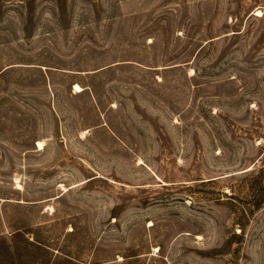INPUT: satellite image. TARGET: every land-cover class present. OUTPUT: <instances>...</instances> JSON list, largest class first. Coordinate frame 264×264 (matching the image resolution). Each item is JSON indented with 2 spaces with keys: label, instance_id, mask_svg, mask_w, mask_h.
I'll return each mask as SVG.
<instances>
[{
  "label": "rangeland",
  "instance_id": "rangeland-1",
  "mask_svg": "<svg viewBox=\"0 0 264 264\" xmlns=\"http://www.w3.org/2000/svg\"><path fill=\"white\" fill-rule=\"evenodd\" d=\"M0 264H264V0H0Z\"/></svg>",
  "mask_w": 264,
  "mask_h": 264
},
{
  "label": "bare ground",
  "instance_id": "bare-ground-1",
  "mask_svg": "<svg viewBox=\"0 0 264 264\" xmlns=\"http://www.w3.org/2000/svg\"><path fill=\"white\" fill-rule=\"evenodd\" d=\"M76 90H77L78 92H82V91H83V88L80 87L79 85H77V86H76ZM39 148H40L41 150H43V149H44V144H43V143H39Z\"/></svg>",
  "mask_w": 264,
  "mask_h": 264
}]
</instances>
